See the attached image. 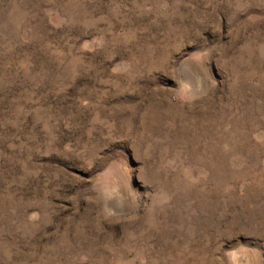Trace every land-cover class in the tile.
<instances>
[{
  "label": "rangeland",
  "instance_id": "rangeland-1",
  "mask_svg": "<svg viewBox=\"0 0 264 264\" xmlns=\"http://www.w3.org/2000/svg\"><path fill=\"white\" fill-rule=\"evenodd\" d=\"M0 264H264V0H0Z\"/></svg>",
  "mask_w": 264,
  "mask_h": 264
}]
</instances>
